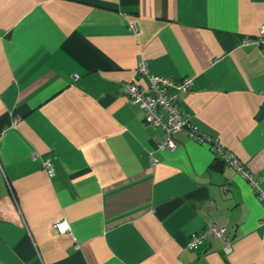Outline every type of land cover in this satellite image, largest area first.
<instances>
[{
  "label": "crops",
  "instance_id": "obj_1",
  "mask_svg": "<svg viewBox=\"0 0 264 264\" xmlns=\"http://www.w3.org/2000/svg\"><path fill=\"white\" fill-rule=\"evenodd\" d=\"M261 25L264 0H0V264H264ZM141 60L192 77L179 108L258 191L185 134L157 149L122 91ZM211 223L229 252L187 248Z\"/></svg>",
  "mask_w": 264,
  "mask_h": 264
},
{
  "label": "built area",
  "instance_id": "obj_2",
  "mask_svg": "<svg viewBox=\"0 0 264 264\" xmlns=\"http://www.w3.org/2000/svg\"><path fill=\"white\" fill-rule=\"evenodd\" d=\"M131 32L138 33L135 25L130 26ZM264 46V25H261L255 36H247L240 40L239 47ZM136 71L146 79L145 86L127 82L122 85L123 93L128 99L138 104L144 111V121L146 125L161 130L163 139L157 144L160 151H174L177 147L173 138L176 134H185L191 140L209 147L211 152L224 163L233 168L251 186L258 191L257 182L253 173L239 161V159L217 139L202 131L194 125L189 116L179 108L180 94L191 90L193 79L186 77L178 80L169 79L163 76L150 73L147 63L139 61ZM154 162L155 159L151 157ZM47 174L51 177L54 170L48 162L44 164ZM259 198L264 201V195L259 193ZM260 227L264 230V218L260 221ZM54 228L59 233L69 231V224L62 220L54 224ZM226 227L211 223L201 231L192 235L186 242L187 248H196L208 237H214L227 243L225 248L228 253L230 246L227 241Z\"/></svg>",
  "mask_w": 264,
  "mask_h": 264
}]
</instances>
